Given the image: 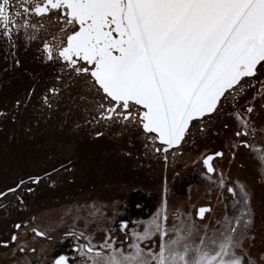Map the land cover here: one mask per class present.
Listing matches in <instances>:
<instances>
[{
	"label": "snow or ice",
	"instance_id": "6c2138e0",
	"mask_svg": "<svg viewBox=\"0 0 264 264\" xmlns=\"http://www.w3.org/2000/svg\"><path fill=\"white\" fill-rule=\"evenodd\" d=\"M33 50L39 71L22 60ZM257 135L264 136V0H0V151L22 139L55 160L0 188V264H44L46 250L34 245L51 241L55 226L42 230L25 215L26 197L42 183L54 190L92 171L86 144L107 139L137 164L139 145L167 169L185 145L210 138L217 148L192 161L198 181L214 186L205 205L170 212L175 193L165 176L147 219L88 211L67 225L69 209L60 222L77 253L71 264H264V210L231 176L238 149L249 148L264 182V150L250 143Z\"/></svg>",
	"mask_w": 264,
	"mask_h": 264
},
{
	"label": "rangeland",
	"instance_id": "374dc122",
	"mask_svg": "<svg viewBox=\"0 0 264 264\" xmlns=\"http://www.w3.org/2000/svg\"><path fill=\"white\" fill-rule=\"evenodd\" d=\"M261 135L256 136L254 139L250 138V141L257 140L261 141ZM213 142V144H212ZM197 144L185 145L182 149L183 159L181 163V168L178 172L180 176L173 179L174 173L177 169H171L170 166L167 167L166 173L169 176L168 185L174 190L175 195L169 194V211H173L176 207L184 205V210L187 211L190 205L195 204L196 207H200L206 204L209 199L208 189L214 187L208 182L199 180L193 171L192 161L196 160L199 153L207 150L211 152L214 148L219 145V140L216 138H210L202 142L201 145ZM214 145V146H213ZM115 146L110 144L107 139H103L95 144H90L88 147V156L95 161V166L83 179L78 178L77 181H84L86 178L88 181H92L96 177H105L99 182V186L94 187L91 190H82V192L72 199H64L56 204H40L37 206H30V209L25 215H35L36 225L42 230H47L50 224L55 226V231L52 233V240L49 241L46 238H37L35 247L37 251L44 248L46 259L44 264H51V260L58 254H65L71 258L77 256L74 251V243L69 239H62L64 232L67 230L66 224H72V217L75 215L85 216L88 211H94L97 215L103 212L107 215L115 211L126 212L131 215L133 219H147L148 213L154 212L155 208L152 205L159 201L161 198V184L157 186H152V188L139 186L129 178L127 171L122 170L121 159L117 156ZM187 163L188 167H185ZM226 164V161L224 162ZM125 165V164H124ZM240 165H243L241 167ZM103 168L102 172L98 171L97 168ZM162 163L159 162L156 166L152 167L149 171L152 174L154 180L159 181V176H162ZM198 167V165H197ZM153 169V170H152ZM260 165L256 156L249 150V148H239L236 161L231 165V176L236 179L247 183L249 191L253 193L252 203L256 208L257 212L264 210V182L259 179ZM98 171V173H97ZM122 171V173H120ZM165 173V169H164ZM156 177V178H155ZM107 179V180H106ZM162 180V178H160ZM106 180V182H105ZM189 183L192 184L191 198L189 200V193L187 188ZM60 187V186H59ZM133 188H139L140 191L133 192ZM225 195L228 194L225 192ZM111 201H120V205L116 209L110 207H102L103 205H108ZM141 203L144 208L136 209L134 207L135 203ZM128 204V209L123 207V204ZM84 206V207H81ZM38 208L36 211L35 209ZM69 209L71 211L69 212ZM193 214L195 209H192ZM65 212H69L67 216H64ZM222 215V209L216 210V216ZM64 216L65 223H61V217ZM80 228H83L82 222H77ZM142 230V226H141ZM6 234V233H5ZM100 237L98 236L97 239ZM59 242V243H58ZM83 241H81L82 243Z\"/></svg>",
	"mask_w": 264,
	"mask_h": 264
},
{
	"label": "flooded vegetation",
	"instance_id": "af4514ba",
	"mask_svg": "<svg viewBox=\"0 0 264 264\" xmlns=\"http://www.w3.org/2000/svg\"><path fill=\"white\" fill-rule=\"evenodd\" d=\"M34 54V50L30 51L27 55H22V60L24 62V66L28 68L29 70H36L39 71L41 69V66L35 62L32 61V56ZM85 136L84 133H81V138ZM203 141L198 142L196 147L198 145H201ZM213 144V142H212ZM90 144H86V147H88ZM214 146V145H213ZM117 148V147H116ZM88 151V148H86ZM117 156L119 155V149L117 148ZM121 159V157H120ZM183 157L180 155H177V158L175 162H172V157L169 158V166L171 169H177V172L179 168H181ZM121 164H122V160ZM158 161L162 163V180H161V186L163 185V178L167 176L169 178L173 175H167L166 169L164 167V162L161 158L158 157ZM54 159H45V153L40 152L36 153L34 152L30 146H28L22 139L18 140L15 144L8 145L5 150L0 151V188H3L5 185L12 184L15 178L21 174H28V173H34V172H40L42 168L49 167L52 163H54ZM126 165V164H125ZM124 164L121 165L123 168L122 170H126V166ZM151 168H149L150 170ZM165 169V173H164ZM98 171L103 170L97 168ZM153 170V169H152ZM127 171V170H126ZM122 173V171L120 172ZM105 178V177H101ZM150 178L154 179L152 174L150 175ZM156 178V177H155ZM83 177L81 178V180ZM78 180V179H77ZM88 186V179L86 178L84 181H76L73 185H60L56 189H49L45 184H41L36 191V194L33 196L32 194H29L26 199L29 202L30 206H37L40 204H56L60 202L61 200H64L66 198L72 199L75 196H78L82 190ZM150 185H146V188ZM75 188V189H74ZM74 189V190H73ZM80 192V193H79ZM11 198V197H10ZM38 208L35 209V211Z\"/></svg>",
	"mask_w": 264,
	"mask_h": 264
},
{
	"label": "trees",
	"instance_id": "16d2710c",
	"mask_svg": "<svg viewBox=\"0 0 264 264\" xmlns=\"http://www.w3.org/2000/svg\"><path fill=\"white\" fill-rule=\"evenodd\" d=\"M113 149L116 150L115 152L117 153L118 150L116 146ZM135 153L139 157V164H137L136 161L134 160H125L122 156H120L121 160L123 161L122 163L126 164L125 166H126L127 174L129 178H131L130 180L139 183L138 184L139 186L146 187V185H150V188H152V186H157L158 184H161L160 178L162 176H159V181H157V179L154 180L150 178L151 173L149 171V168H152L159 163L158 157L152 154L145 156L144 150L139 145H137V148L135 149ZM100 178L96 177L95 179H92V181L90 182L88 181V186L85 187V190H91L94 187L99 186L101 184L99 182ZM101 180L102 179H100V181Z\"/></svg>",
	"mask_w": 264,
	"mask_h": 264
},
{
	"label": "built area",
	"instance_id": "2783aa9c",
	"mask_svg": "<svg viewBox=\"0 0 264 264\" xmlns=\"http://www.w3.org/2000/svg\"><path fill=\"white\" fill-rule=\"evenodd\" d=\"M257 136H259V135H257ZM250 143H252L254 145L255 149L264 150V136L261 137V141L260 142L255 140V141H250ZM249 150L254 154V156H256V159L258 160V163H259V165L261 167V162L258 159V153L256 151H253L252 149H249Z\"/></svg>",
	"mask_w": 264,
	"mask_h": 264
}]
</instances>
